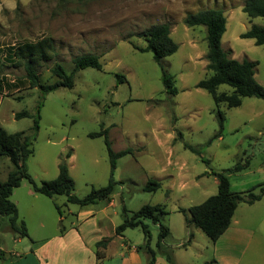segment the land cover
Wrapping results in <instances>:
<instances>
[{"label": "rangeland", "instance_id": "374dc122", "mask_svg": "<svg viewBox=\"0 0 264 264\" xmlns=\"http://www.w3.org/2000/svg\"><path fill=\"white\" fill-rule=\"evenodd\" d=\"M244 2L0 0V79L6 87L0 95V125L9 134H29L34 119L39 116L33 154L26 162L34 180L40 183L56 179L60 162L66 160L74 181V194L78 197H85L93 188L106 186L110 178V161L104 138L88 136L104 127L108 130L114 151L133 150L132 154L118 159L114 173V179L119 183L114 191L117 208L110 212H117L118 217L115 218L119 225L123 222V207L132 214L146 205H162L166 213L160 216V223L168 228L171 224L175 230L184 229L183 214L174 210L199 205L217 193L215 177L205 173L231 169L246 161L249 162L247 169L229 174L233 188L238 187L244 176L249 183L245 191L263 184L264 101L245 98L239 108L220 106L219 110L226 118L222 133L224 140L218 142L214 139L207 145L218 132V107L208 92L196 87L199 81L211 75L204 68L207 64V31L205 27L189 28L183 22L189 13L206 9L222 11L227 19L223 49L231 50V56L236 60L257 62L255 80L264 87V47L257 46L252 39L240 37L253 26L264 27V17L248 18L242 11ZM165 23L171 26V37L179 48L172 56L162 59L160 65L154 61L151 52L142 53L135 47L145 48V32ZM43 37L54 40L55 51L53 60L40 68L42 84L51 85L57 81L51 73L55 64H61L66 73L71 74L75 67L73 59L83 55L99 56L102 69L77 71L73 88H58L42 99L39 89L28 88L23 68H13L6 61L14 46ZM162 69L174 77L177 96L172 97L165 92ZM117 75L123 77V83H118ZM8 83L13 86H8ZM230 91L226 85L219 89V92ZM23 112L29 116L15 117ZM188 147L201 149L209 165ZM68 153L74 157L67 159ZM166 167L169 172L183 169L184 177L188 179L184 188L176 183L169 193L165 186L172 187V183L165 178L160 181L163 187L156 193L144 192L148 180L154 176H165L161 170ZM11 169L10 160L0 157L2 182L7 180ZM202 174L199 186L195 185L193 176ZM23 183L29 184L27 180ZM43 199L49 203L50 214L55 221L59 217L55 204L60 207L65 225L70 218L68 209H78L77 205L67 202L66 196L52 199L44 196ZM100 204L102 206L106 202ZM41 210L29 213L28 207L21 205L22 216L26 218L22 220L30 229L36 225L39 216H47L46 210ZM5 221L9 220L5 218ZM247 222L261 229L262 237L258 240L261 239L264 246L263 213L255 211ZM146 224L150 227L157 250L159 226L149 221ZM198 231L195 248L190 247L188 252L176 246L168 248L173 256L178 255L179 263L214 261L213 242L201 230ZM126 232L130 244L143 245L144 235L140 228ZM9 237L2 228L0 244L5 246L9 243L11 246ZM166 240L171 245L179 242L171 237ZM160 255L157 253L156 258L164 257Z\"/></svg>", "mask_w": 264, "mask_h": 264}, {"label": "trees", "instance_id": "16d2710c", "mask_svg": "<svg viewBox=\"0 0 264 264\" xmlns=\"http://www.w3.org/2000/svg\"><path fill=\"white\" fill-rule=\"evenodd\" d=\"M242 11L250 19L264 17V0H245ZM183 22L189 28L205 27L207 31L206 70L211 75L209 78L199 81L196 87L208 92L218 107L216 113L218 132L208 142L207 145H210L214 139L222 136L224 131L226 118L219 107L224 105L228 108H239L245 98H257L264 101V87L255 80L257 62L247 59L238 61L232 58L231 50L226 51L223 49L222 38L226 32L227 19L222 11L206 9L195 14L189 13ZM143 36L147 43L146 47L135 48L142 53L151 52L154 61L160 65L162 59L170 57L178 51L179 46L171 37V26L168 23L153 26ZM240 37L242 39H252L257 46L264 47V27L262 26H253L247 32L241 34ZM54 51V40L50 37H43L35 42H23L14 46L6 62L13 68H23L25 72L24 79L28 84V88L39 89L42 99L58 88H73L74 75L77 71L87 68L102 69L99 56L93 54L79 56L73 59L75 67L71 74H67L61 64H55L51 73L53 77L57 78V81L51 85H44L41 82L39 71L43 64L53 60ZM122 79L123 77L117 75L118 83H123ZM162 82L168 95L172 97L178 95L174 77L164 69H162ZM224 85L229 86L231 91L228 93L219 92L220 87ZM8 86L13 85L8 83ZM5 89L3 80L0 79V95L3 94ZM41 105L42 103H40L37 113H39ZM28 116L27 112H23L16 114L15 117L20 119ZM38 131L39 116L34 119L29 134L25 132L9 134L0 125V157L8 158L12 163V169L7 180L5 182L0 180V222L2 219L7 218L12 232L21 237H28L27 227L25 222L19 218L18 207L11 200V196L14 189L18 188L23 180H27L37 194L48 198L66 196L68 203L80 207L93 205L101 201H110L114 197L115 187L119 184L114 179L117 161L133 153L132 149L114 151L108 130L104 127L99 132L90 133L89 138H104L110 161V178L106 186L98 189L93 188L85 197H78L74 194V181L66 160L60 162L58 166L59 174L52 181L38 183L28 172L26 162L33 154L32 145ZM179 135L181 134L179 133ZM185 147L187 148V146ZM188 148L198 155L202 162L209 165V161L203 157L201 149ZM70 156V153L66 154L67 159ZM248 166L249 162L246 161L245 164H237L231 169L205 173L213 175L218 181L217 193L199 205L179 210L184 216L188 229L194 227L201 230L211 242L215 243L230 227L235 211L240 204L252 205L264 199V183L242 193H235L231 190L229 174L240 172ZM161 188L162 183L160 181L150 179L144 186L143 191L156 193ZM55 207L60 212V207L57 204H55ZM165 213L166 211L162 205H146L132 214H129L126 208L123 207V222L116 228L117 235H122L128 229H141L145 243L139 248L148 254L149 264H155L157 253L163 255L169 264H175L172 251L163 244L170 234L169 228L160 223V216ZM146 221L159 226L156 251L150 247L152 235ZM108 242L109 239L96 244L98 259L103 257L101 249L106 248ZM215 263V261H211L205 264Z\"/></svg>", "mask_w": 264, "mask_h": 264}, {"label": "crops", "instance_id": "0c3cea01", "mask_svg": "<svg viewBox=\"0 0 264 264\" xmlns=\"http://www.w3.org/2000/svg\"><path fill=\"white\" fill-rule=\"evenodd\" d=\"M191 44L195 50L196 46L194 40L191 41ZM206 65L207 64L204 65V68ZM217 139L218 142H223L224 137L222 135ZM71 157H74V155H71L70 158ZM170 166L172 167V164ZM161 173H164L165 176H154V179L161 181L165 178H169L172 187L165 186L169 193L173 191L172 188L175 187L176 183H178V186L181 188H184L186 185L185 180H188L185 179L182 168L174 169L169 172L168 167H166L161 170ZM203 175L204 174L193 176L195 185L199 186L198 182ZM245 178L246 176L240 179L241 182L238 183L237 188H233L234 184L230 178L232 192H245L244 189L249 184L247 178ZM214 179L218 188V181L216 178ZM185 197H187V195H185ZM43 198V195L33 191L30 184L25 185L22 182L18 188L14 189L11 200L17 205L19 218L21 220H26V218L22 216L21 205H23V207L24 205L28 207L29 213L39 212L41 209L40 212L46 210L47 216L45 214L39 216L36 220V225L32 229H30L28 224L26 225V227H28V237H21L12 232L9 222H6L5 218L2 219L0 222V230L3 228V231L11 237L9 238L12 241V245L9 246V243H6L5 246H2V244H0V264H149L148 254L139 248L141 246L138 247L139 244L137 246L130 244L126 231V234L125 232L122 235L116 234V228L119 224H117L115 217H118V214L116 211L114 214L110 212L112 208H117L114 197L110 201H101L106 202V204L102 206L100 204L101 202H98L85 207L77 205L78 209L75 210L68 209L70 218L67 225L64 223L65 218L57 209L59 217H57L55 221L50 214L49 203ZM263 206L264 199L252 205L240 204L238 206L230 227L215 243H213L212 256L213 260L216 262L215 264H264V246L261 244V239L260 241L258 240L259 237H262L260 234L261 229L259 227H252L250 222H247L248 217H252V214L257 210L264 215ZM189 207L190 206L187 208ZM187 208H177L174 212H179L180 209ZM48 221H50V224ZM198 230L199 229L194 227L188 229L186 226L184 229L178 228L175 230L170 224V234L168 237H171L172 240L178 239L177 241L179 242L177 245H171V243L167 242L165 239L163 244L167 248H173L174 246L185 248L186 252H188L190 247L194 246L195 248V237L196 234H199ZM177 234L181 235L177 236ZM190 234L192 235L191 237ZM108 239L109 242L106 248L101 249L103 257L98 259L96 244ZM144 243L145 238L143 245ZM150 247L152 250L156 251L152 238ZM174 263L181 264L176 254L174 256ZM155 264L169 263H166V259L161 256L156 258Z\"/></svg>", "mask_w": 264, "mask_h": 264}]
</instances>
